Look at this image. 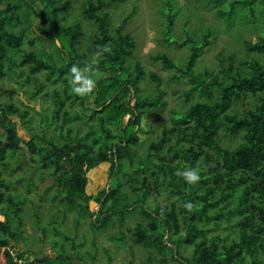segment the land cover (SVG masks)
Listing matches in <instances>:
<instances>
[{"label":"trees","instance_id":"16d2710c","mask_svg":"<svg viewBox=\"0 0 264 264\" xmlns=\"http://www.w3.org/2000/svg\"><path fill=\"white\" fill-rule=\"evenodd\" d=\"M123 1L89 0L83 6L82 19L95 26V33L88 39L87 53H79L83 37L79 23L63 25L57 20L61 12L69 9L65 0H0V79L8 75L12 68L17 69L12 73L20 79L24 76L22 67L26 66L24 82L27 83L41 72L45 82L53 86L58 83L59 87L52 88L48 94L40 84L30 98H49L55 129L61 130L66 123L70 124L60 133L62 139L68 138L64 145L54 147L47 139H42V135L34 134L27 110L20 111L12 104L0 103V171L6 169L8 159H13L20 150L21 140L17 136L16 123L10 118L16 116L20 126L29 134V140L23 146L29 155L31 169L45 171L51 166L47 173L50 183L45 192L48 187L54 186L56 196L60 194L58 203L66 212L73 213V208L79 206L78 209L75 207L78 213H88L91 231L103 230L116 214L119 216H115L116 220L121 224V211L133 213L134 207L139 205L142 219L133 228V240L146 250L148 262L155 258L160 264L167 261L173 264H242L247 253L251 264H264L254 259V253H264V22L261 26L255 24L260 31L256 41L243 43L245 51L256 56L240 63L244 71L233 67L229 58L226 65L219 60L216 76L209 72L193 74L195 61L209 44V33L201 35L198 44H192L183 60L184 66L179 70H175L170 58L163 54L152 58L161 64L163 71L174 70L170 81H185L184 104L188 103V98L193 97V101L184 110L169 111L171 127H162L157 142L149 147L155 152L135 161L134 150L130 152L129 149L138 145V134L143 132L139 128L141 112L164 109L166 103L164 92L159 88L160 78L151 71L144 73L136 61L129 62L136 43L128 33L121 34V30L134 15V6L121 26L109 34V16L103 9ZM221 1L206 0V5L214 8ZM224 1L226 10L216 9L214 13L218 20L232 24L236 7L240 6L247 8L254 24L257 4L262 5L264 16V0ZM171 3L170 0L164 17V41L167 45L181 47L189 41L179 44L169 41L173 22ZM33 21L39 23L36 33ZM27 33H33L34 38L28 43L37 41L39 52L21 49ZM45 41L52 43L51 47L49 45L50 50L53 47L52 51H46ZM105 45L112 51L104 53L97 64L92 65L93 72L98 70L101 76L94 92L86 97L75 95L69 84L71 75L67 76L70 68L73 65L88 67L98 46ZM57 54H62V57ZM12 55L18 60H13ZM143 78L154 84L156 95L153 98H140L138 83ZM61 85L65 89H60ZM0 92L13 94L12 91ZM244 103L247 107H240ZM125 116H128L126 122L123 121ZM94 118L96 128L89 125ZM81 123L88 129L84 136L78 137L77 125ZM219 133L236 137L238 141L233 147L223 146ZM13 160L15 167L11 170H20V161ZM64 163L67 169L63 167ZM102 163L109 165L108 177L114 178L116 183L95 196L88 195L84 190L85 174ZM132 166L134 168L130 171ZM186 167L199 169L197 184L189 185L176 175L177 170L183 171ZM122 169L128 171L121 172ZM118 174H121L120 177H117ZM121 176L123 179L119 181ZM42 180L41 177L39 181ZM164 183L171 187L168 192L174 195L177 205L172 201L167 209L157 203L150 207L145 202L147 189L152 186L160 197ZM10 185L0 172V215L3 218L0 221V264H24L21 262L22 250L17 251L15 256L9 250L17 245L16 236H20L12 231L9 218L11 215L17 217L21 212L18 206L24 202L5 194L4 190ZM130 197L133 200L128 203ZM90 202L97 206L95 213L89 210ZM188 203L193 205L191 210L185 207ZM36 214L35 228L39 231ZM232 217L236 220L226 227L236 228V238L228 241L227 236L214 235L205 239L206 225L212 221L211 228H215L218 220L230 221ZM61 218L64 216L61 215ZM52 223L48 222V225ZM16 225L20 226V223ZM53 231L57 234L56 229ZM41 233L43 235V231ZM115 240L122 242L121 237ZM63 241L68 242L71 251L75 252L72 240L64 237ZM187 246H191L190 255L181 256L180 249ZM63 251L60 247L54 258L36 257L28 264H90L84 261L88 257L94 260L93 254L80 256L78 253L74 258V254L68 255Z\"/></svg>","mask_w":264,"mask_h":264},{"label":"rangeland","instance_id":"374dc122","mask_svg":"<svg viewBox=\"0 0 264 264\" xmlns=\"http://www.w3.org/2000/svg\"><path fill=\"white\" fill-rule=\"evenodd\" d=\"M65 1L68 3L69 9L61 12L57 20L63 25L75 22L79 23L83 33V37L80 40L81 48L79 53H87L86 46L89 42L88 39L95 33V26L82 19L81 11L89 0ZM91 1L95 2V0ZM101 1L104 2L106 0ZM169 1L170 0H125L120 3H113L105 6L103 9V12L109 16L107 29L109 34H111L115 29L121 26L122 20L134 6V15L131 19L126 21L121 30V34L128 33L136 43L133 57L129 59V62L136 61L144 73L149 71L154 72L160 78L161 86L159 88L164 92L163 100L166 103L164 109L151 110L148 113L146 111L141 112L139 128H141L143 132L138 134V145L129 149L130 152L134 150L135 161L137 158L143 159L147 153L152 155L155 152L154 149H149V147L154 146L157 142L162 127H171L169 126V111L184 110L193 101V97L191 99L188 98L186 99L188 103L184 104L183 91L187 88L185 81H170L169 78L174 75V70L163 71L161 69V64L157 61H153L152 58L156 55L163 54L170 58L169 60L175 66V70H179V67L184 66L183 60L189 54V48L192 44H198L197 41L200 39L201 35L209 33V44L206 45L199 58L195 61L194 69L192 70L193 74L209 72L216 76L219 70V60L226 65L229 58L232 60L233 67L243 70V67H240L241 62L256 58L255 55L245 51L243 43H254L258 36H260V31L255 27V24L261 26L264 22V16L261 10L262 5L260 6L259 4L256 5V23L253 24V20L249 17L247 8L237 6L234 12L235 15L232 17V24H229L225 21L218 20L214 15L216 9L226 10L224 0L214 8L208 7L206 5V0H171L173 22L170 29L171 36L169 37V41L179 44L188 40L189 43L181 47L167 45L164 41V17L168 11ZM32 26L35 30L34 33H36V29L39 26L38 21H33ZM33 38V33H27L26 37L23 39L21 49L25 52H39L40 48L37 41L33 42V44L28 43V41ZM44 43L46 51L50 50L52 43L50 41H45ZM54 45H57L55 41ZM52 48L50 51H52ZM57 56L62 57V54H57ZM12 57L14 58L13 60H18L17 56L12 55ZM14 70L17 72V69L12 68L8 75L0 79V91L13 92V94L10 95L0 92V103L2 105L12 104L20 111L27 110V117H29L30 127L33 128L34 134L42 135V139H47V142L51 143L54 147L64 145V141L68 138L65 137L62 139L60 133L62 130L68 129L70 124L66 123L64 129H55L51 121L53 110L49 98H40L39 96L33 99L30 98V94L36 89H39L40 84L48 94L52 88L58 89L59 84L57 83L53 86L45 82L44 75L41 72L36 74L35 78H31L27 83L24 82V78L27 77L26 66L22 67L24 76L20 79H17L12 73ZM70 75L69 72L67 76L69 77ZM138 87L141 90L140 98H153L156 95L154 84L146 81L145 78L138 83ZM61 88L65 89V86L61 85L60 89ZM69 91L70 90L67 92ZM240 107L246 108L247 106L244 103L241 104ZM75 110L79 109L75 108ZM10 118L16 123L17 136L21 140L20 150H18L13 157V159L20 161V170L16 169L12 171L11 169L15 167V163L13 159H8V166L6 169H1L0 172L1 177L11 184L9 188L4 190L5 194H9L13 198L16 197L21 201L24 200V202L18 206L21 212L18 213L17 217L11 215L9 218L12 231L20 235L18 237L16 236L17 245L14 248H9L13 256H15L17 251L22 250L21 262L28 264L36 257L42 258V256H49L54 258V254L59 251L61 247L64 250L63 252L68 255L74 254V258H76L78 253L80 256L84 253L93 254V261H91L89 257L84 261L90 264H160L155 258L148 262L146 250L133 240V228L135 224L139 223L142 219L139 214V205L134 207L135 210L133 213L121 211L123 215L121 224L116 220L119 217L116 214L103 230L91 231L89 227L90 223H88L89 220L87 219L88 213L84 215L78 213L75 207L78 209L80 208L79 206L73 208V213L69 211L66 212L62 204L58 203L60 194H58V197L56 196L57 193H55V189H53L54 186L48 187V191L45 192L46 186L50 183L47 173L50 171L51 166L45 169V171H35L31 169L29 155L23 146V143L29 140V134L20 126V120L16 118V116ZM127 118L128 116L124 117V122H126ZM89 125L96 128L97 124L95 118L89 122ZM78 126V137L84 136L88 127L84 126V123L77 125V127ZM110 129H112V127H110ZM148 130L150 131L146 133ZM71 134L73 135L74 133L71 132ZM95 135L96 134H94L93 137ZM218 135L221 138V144L223 146L233 147L238 141L236 137H226L222 133ZM39 143H36V145L40 146ZM94 150H96V148ZM150 159L153 161L154 157H150ZM63 167L67 169L66 163L63 164ZM108 167V164L102 163L86 172L85 193L95 196L97 192L101 190L106 191L108 187L116 183L114 178L108 177ZM133 168L134 166L131 167L130 171ZM150 169L152 168L150 167ZM122 171L127 172L128 170L122 169L121 172ZM120 175L121 174H118L117 177H120ZM41 177L43 180L39 181ZM119 179V181H121L123 177L121 176ZM28 182L33 183L34 186L28 185ZM167 186L166 183L163 184L160 197L156 194L152 186H150L149 189H147V196L145 198L146 204L151 207L154 203H157L159 206L167 209L170 202H176L174 195L168 192L171 187ZM125 187L123 188L125 189ZM132 200L133 197H130L127 202L130 203ZM176 205L177 202L175 203V206ZM130 209L132 210L133 208L130 207ZM89 210L95 213L97 211L96 204L90 202ZM34 213H37L36 215L39 217V231L35 228L36 220ZM175 214H177L176 210ZM61 215L64 216L63 219ZM2 219L0 215V221ZM183 219L184 216L181 217V221H183ZM234 220H236L234 217H232L230 221L220 219L217 221L218 225L215 228H211V221L205 226V239L208 240L214 235L220 237L227 236L228 241H230V238H236V228L233 227L228 229L226 227L227 224H232ZM52 221L53 225H48V222ZM91 221L90 219V222ZM18 222L20 226H15ZM75 222L78 224L75 225ZM55 229L57 234H53V230ZM42 231L43 235L41 233ZM182 232L183 231H181V234ZM64 237H68L73 241L75 252L71 251L68 242L63 241ZM120 237L122 242L115 240ZM190 252L191 246L182 247L180 249L181 256L187 257L190 255ZM64 256L67 255L64 254ZM249 258L247 253L244 254V261L242 264H251ZM254 259L264 262V253H254ZM165 264H173V262L167 261Z\"/></svg>","mask_w":264,"mask_h":264},{"label":"clouds","instance_id":"9594fccd","mask_svg":"<svg viewBox=\"0 0 264 264\" xmlns=\"http://www.w3.org/2000/svg\"><path fill=\"white\" fill-rule=\"evenodd\" d=\"M112 50L108 46H98L97 51L94 53V58L91 64L85 68H79L73 65L70 68L71 79L69 84L72 92L80 97L90 96L97 85V80L101 78L100 73L97 71L93 72L92 65L97 64L99 58L104 53H110ZM177 176L183 178V180L189 185H195L200 180L199 169L194 167H186L183 171L177 170ZM188 210H191L193 205L188 203L185 205Z\"/></svg>","mask_w":264,"mask_h":264},{"label":"water","instance_id":"95a60500","mask_svg":"<svg viewBox=\"0 0 264 264\" xmlns=\"http://www.w3.org/2000/svg\"><path fill=\"white\" fill-rule=\"evenodd\" d=\"M124 121V120H123ZM71 156H72V154H71Z\"/></svg>","mask_w":264,"mask_h":264}]
</instances>
